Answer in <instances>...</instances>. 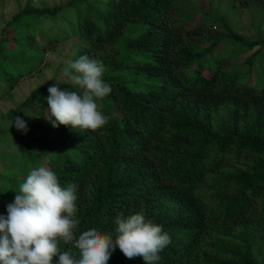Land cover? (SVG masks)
Instances as JSON below:
<instances>
[{
	"label": "trees",
	"instance_id": "obj_1",
	"mask_svg": "<svg viewBox=\"0 0 264 264\" xmlns=\"http://www.w3.org/2000/svg\"><path fill=\"white\" fill-rule=\"evenodd\" d=\"M263 17L264 0H27L1 29L0 97L42 65L52 76L5 114L0 215L44 166L76 185L77 238L95 227L115 239L117 214L142 213L171 237L160 264H264ZM70 41L55 68L46 62ZM84 55L105 68L108 123L54 128L48 88L79 91L63 71ZM107 264L144 261L116 248Z\"/></svg>",
	"mask_w": 264,
	"mask_h": 264
},
{
	"label": "clouds",
	"instance_id": "obj_2",
	"mask_svg": "<svg viewBox=\"0 0 264 264\" xmlns=\"http://www.w3.org/2000/svg\"><path fill=\"white\" fill-rule=\"evenodd\" d=\"M103 64L87 55L71 62L63 71L68 82L79 91L61 90L57 82L48 88V120L52 126L98 132L109 120L98 101L112 89L104 82ZM18 130L26 131L21 117L15 118ZM77 188L62 187L57 174L47 167L30 170L20 185L14 202L7 205V216L0 215V264H107L119 248L128 259L140 257L144 264H160V253L171 243L163 227L142 213L127 217L121 212L113 220L115 239L95 227L78 236ZM61 243L72 244L62 250Z\"/></svg>",
	"mask_w": 264,
	"mask_h": 264
},
{
	"label": "rangeland",
	"instance_id": "obj_3",
	"mask_svg": "<svg viewBox=\"0 0 264 264\" xmlns=\"http://www.w3.org/2000/svg\"><path fill=\"white\" fill-rule=\"evenodd\" d=\"M27 0H0V39H1V29L4 27L5 23L10 19V17L16 13L23 5L26 3ZM33 4L39 6H55V5H64L69 2V0H31ZM203 7H206L203 5ZM250 15L249 13L243 12L240 16V23L244 26V33L249 32L250 24H249ZM262 30L264 31V17L262 20ZM73 42H65L55 45V49L48 50L46 53V62H51L50 64L55 66L58 65L59 59L61 60L62 53L67 52L69 47L72 45ZM62 48L61 52L58 53L57 48ZM59 49V48H58ZM59 49V50H60ZM258 66V65H257ZM52 76V68L51 66L42 65L41 72L34 73L31 76L25 77L20 81L18 86L7 95L0 97V132L2 130H7L11 128L10 123L5 118L6 112L11 108L19 104L24 98L28 96V94L39 84L41 81L49 80ZM0 133V137H1ZM5 136L8 138L7 132ZM5 146H7L8 150L15 154L13 150V143H8L5 141ZM1 146V143H0ZM18 162V161H15ZM18 163H15V165ZM1 170V166H0ZM2 178L0 177V186L2 185Z\"/></svg>",
	"mask_w": 264,
	"mask_h": 264
}]
</instances>
